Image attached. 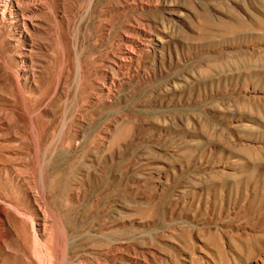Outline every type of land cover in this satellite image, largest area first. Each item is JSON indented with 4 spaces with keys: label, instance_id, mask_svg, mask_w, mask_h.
Wrapping results in <instances>:
<instances>
[{
    "label": "rangeland",
    "instance_id": "rangeland-1",
    "mask_svg": "<svg viewBox=\"0 0 264 264\" xmlns=\"http://www.w3.org/2000/svg\"><path fill=\"white\" fill-rule=\"evenodd\" d=\"M36 240L264 264V0H0V264Z\"/></svg>",
    "mask_w": 264,
    "mask_h": 264
},
{
    "label": "bare ground",
    "instance_id": "bare-ground-1",
    "mask_svg": "<svg viewBox=\"0 0 264 264\" xmlns=\"http://www.w3.org/2000/svg\"><path fill=\"white\" fill-rule=\"evenodd\" d=\"M38 240V239H37ZM36 240V241H37ZM58 240V239H57ZM35 241V242H36ZM37 243H39V245L41 246V255H42V259L40 261H42V264H48L49 263V259H50V254L48 252V249L46 248L45 244L43 242L37 241ZM41 258V257H40ZM39 258V259H40Z\"/></svg>",
    "mask_w": 264,
    "mask_h": 264
}]
</instances>
